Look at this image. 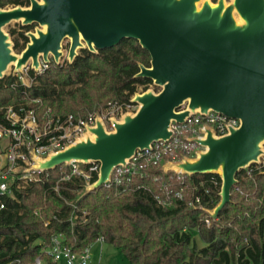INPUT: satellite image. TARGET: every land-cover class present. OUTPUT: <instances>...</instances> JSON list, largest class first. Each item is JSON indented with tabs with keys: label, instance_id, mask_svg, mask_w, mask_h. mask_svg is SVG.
Listing matches in <instances>:
<instances>
[{
	"label": "water",
	"instance_id": "water-1",
	"mask_svg": "<svg viewBox=\"0 0 264 264\" xmlns=\"http://www.w3.org/2000/svg\"><path fill=\"white\" fill-rule=\"evenodd\" d=\"M12 21L36 24L46 32H27L25 48L15 54L5 32ZM64 39L70 40L68 63L80 49L97 53L123 40L136 41L150 61L149 67L138 65L135 77L151 80L160 90L135 93L131 102L138 109L118 120L110 118L111 131L96 115L95 125L87 126L86 132L94 140L82 136L44 159L30 151L32 165L27 171L46 172L71 161L98 163L96 181L84 189L87 194L109 181L112 170L126 166L137 151L170 139L172 121L182 123L195 112L212 110L238 119L239 126L229 127L222 136L203 127L201 137L189 140L205 147V152L166 161L160 169L167 173L172 166L182 165V170L172 171L217 174L220 200L205 210L216 219L231 201L237 172L264 156V0H233L229 5L223 0L215 4L207 0H30L28 7L0 9V80L16 59L15 72H22L29 61L31 69L37 70L40 56L45 63L58 64Z\"/></svg>",
	"mask_w": 264,
	"mask_h": 264
},
{
	"label": "trees",
	"instance_id": "trees-1",
	"mask_svg": "<svg viewBox=\"0 0 264 264\" xmlns=\"http://www.w3.org/2000/svg\"><path fill=\"white\" fill-rule=\"evenodd\" d=\"M8 4L24 6L28 0H0V8ZM20 30L8 33L16 53L25 48L31 26ZM149 61L136 41L123 40L97 53L80 49L72 63L51 61L43 73L29 72V88L15 75L1 79L0 108L38 98L42 105L33 107L39 114L50 108L54 117H85L128 104L138 87L145 91L152 84L135 77L138 65L149 67ZM0 124L7 125L3 111ZM67 171L61 165L44 172L40 182L16 191L18 203L6 202L0 215V264H33L37 257L55 264L41 253L55 236L73 252L104 242L128 264H264V166L251 164L237 172L231 201L216 219L205 210L220 200L217 174L163 173L160 164L139 159L133 170L112 175L108 185L84 194L83 179L61 180ZM97 174L91 172L90 184ZM194 235L204 247L197 246Z\"/></svg>",
	"mask_w": 264,
	"mask_h": 264
},
{
	"label": "built area",
	"instance_id": "built-area-1",
	"mask_svg": "<svg viewBox=\"0 0 264 264\" xmlns=\"http://www.w3.org/2000/svg\"><path fill=\"white\" fill-rule=\"evenodd\" d=\"M39 65L37 70L29 69V62L25 66V73L15 75L26 88H29L33 82L28 76L29 72L32 71L35 75H39L48 68V63L41 59H39ZM23 99H27L26 93ZM131 99L128 104L110 105L114 111L110 113L106 110V117L117 118L118 114L120 115L123 111L134 107L135 103H132ZM33 105L39 108L42 102L38 98L29 99L25 105L19 103L16 107L9 105L0 108L7 122L6 126L0 124V215L6 209L7 201L19 202L16 191L22 190L29 183L42 180L43 171H27L32 165L30 151H33L38 158H46L50 153H55L84 136L87 132V126H91L95 118L94 114H88L85 117H74L73 115L54 117L50 108L39 114ZM239 124L238 119L227 117L212 110L206 114L195 112L182 123L172 121L170 139L153 143L149 150L137 151L126 166H118L112 170L109 181L104 185L110 183L112 175L117 176L133 170L139 159H143L146 164L157 165L163 164L165 157H169L168 160H175L179 156L194 153L199 144L189 139L201 137L203 127L211 129L216 136H222L229 132V127L237 128ZM112 128L113 124H111ZM261 159L263 162L258 164L264 166V156ZM82 165L74 161L64 165L68 171L61 180H69L71 177L81 178L84 180L85 187L90 185L91 172L98 173V170L93 162L86 165L88 166L87 169H84ZM57 189L58 187L55 185L54 190L57 191ZM35 243L42 244L40 240L35 241ZM90 247L81 252H73L65 247L61 236H55L48 246L41 249V253L55 264H91ZM44 263L41 257H37L33 261V264Z\"/></svg>",
	"mask_w": 264,
	"mask_h": 264
},
{
	"label": "rangeland",
	"instance_id": "rangeland-1",
	"mask_svg": "<svg viewBox=\"0 0 264 264\" xmlns=\"http://www.w3.org/2000/svg\"><path fill=\"white\" fill-rule=\"evenodd\" d=\"M207 1H209L212 4H215V3L218 2V0H207ZM223 1H224L225 4L229 5V4L232 3L233 0H223ZM7 9H10V8H5L4 10H7ZM235 17L238 18L237 13H235ZM20 25H21V21H12V22H10V24L8 26L5 27V32L9 33L11 30H15L16 32H19L20 31ZM41 29H42V27L34 24V27H33V29H31L30 32L35 33L37 30H41ZM69 44H70V40L69 39H64L62 41V43H61L62 57L59 60V64H63L64 61H67V53H68V49H69ZM13 52L15 54H19V53H16L14 50H13ZM77 52L79 53V50ZM39 59L42 60L41 56H40ZM48 59L52 60V57L49 55ZM29 62H28V64H29ZM28 67H29V69H31L30 66H28ZM25 71L26 70H25V67H24L22 69V72H20V71H16L15 72L14 71V66L10 65L8 67V69L6 70L5 74H4V78L13 75V73L15 75L17 73L18 74H23V73H25ZM147 90H151L154 93H157L160 90V88L155 86L152 83V84H150L148 86ZM142 92H143L142 88L138 87L136 93L140 94ZM133 97H134V95L132 96V98ZM138 107H139V105L135 103L134 107L129 108L127 111H123V113H121L120 115L118 114L117 118H114V119L118 120L121 116H123L126 113H135L136 110L138 109ZM106 110L110 111V113L114 111L113 108H111V106H109L107 109L102 110L100 112H97L94 115H95V118H96V115H99V117L102 119V123H103L104 128H105L106 131H111L113 128L111 129V124L112 123L110 122L109 119L113 118V117L112 116L111 117L109 116V118L106 117V112H105ZM95 118H94V120H95ZM94 120H93L92 125H91L92 127L95 125ZM197 151L198 152H205V147L199 145V147L197 148V150L194 153H192L190 155H186V156H179L175 160H167V161L178 162V161H181L183 157L195 158L197 156V153H196ZM164 162H166V160H164ZM260 162L261 163L263 162V160L261 158H260ZM162 163H163V161H162ZM255 164L259 165L258 163H255ZM94 165L97 168V170H99V164L98 163H94ZM162 165L163 164H160V167ZM250 166L246 167L245 169L249 168ZM171 172L174 173V171H172V170H171ZM194 239L196 240L198 247H204L205 246V244L199 240L197 235H194ZM90 250H91V254H92V262H95L96 264H128V262L125 260V258L118 251H116L114 248H112L110 245H108V244H106L104 242L97 241L96 243L91 245Z\"/></svg>",
	"mask_w": 264,
	"mask_h": 264
},
{
	"label": "bare ground",
	"instance_id": "bare-ground-1",
	"mask_svg": "<svg viewBox=\"0 0 264 264\" xmlns=\"http://www.w3.org/2000/svg\"><path fill=\"white\" fill-rule=\"evenodd\" d=\"M237 22H240V21H237ZM241 23V22H240ZM43 30V32H46V28L44 27V28H42ZM16 61H17V59L14 61V62H12L10 65L11 66H14V65H16ZM94 138H95V136L94 135H92L91 133H89V134H87L86 135V133H85V135L83 136V139H85V140H87V139H89V140H94ZM185 164L186 163H191V162H184ZM171 169L172 170H174V171H179V170H182V165H178V166H172L171 167ZM219 173L221 172V167L219 168Z\"/></svg>",
	"mask_w": 264,
	"mask_h": 264
},
{
	"label": "flooded vegetation",
	"instance_id": "flooded-vegetation-1",
	"mask_svg": "<svg viewBox=\"0 0 264 264\" xmlns=\"http://www.w3.org/2000/svg\"><path fill=\"white\" fill-rule=\"evenodd\" d=\"M30 5V0H28V4H24V6L22 5H11V4H8V5H5L4 7L0 8V9H5V8H12V7H16V6H20V7H28ZM31 26V29H33L34 27V24L30 25ZM21 31V30H20ZM31 31V30H30Z\"/></svg>",
	"mask_w": 264,
	"mask_h": 264
},
{
	"label": "crops",
	"instance_id": "crops-1",
	"mask_svg": "<svg viewBox=\"0 0 264 264\" xmlns=\"http://www.w3.org/2000/svg\"><path fill=\"white\" fill-rule=\"evenodd\" d=\"M91 264H96L95 262H91Z\"/></svg>",
	"mask_w": 264,
	"mask_h": 264
}]
</instances>
